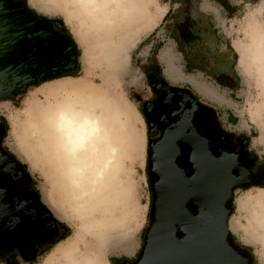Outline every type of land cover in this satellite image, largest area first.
Wrapping results in <instances>:
<instances>
[{
    "label": "rangeland",
    "instance_id": "rangeland-1",
    "mask_svg": "<svg viewBox=\"0 0 264 264\" xmlns=\"http://www.w3.org/2000/svg\"><path fill=\"white\" fill-rule=\"evenodd\" d=\"M89 1L83 5L79 0H27L40 18L60 20L58 28L66 26L78 47L79 67L75 76L31 87L15 101L0 102V119L7 123L6 146L27 166L45 204L71 231L35 264H113L116 257H130L140 250L152 210L147 127L141 110L148 95L144 66L157 47L161 46L157 52L165 72L219 109L226 129L238 134L252 131L251 148L264 158V0ZM206 3L213 7L210 19L224 45L229 44L226 41L234 48L239 45L235 49L236 81L231 88L218 75L222 62L218 49L203 62L198 59L205 45L186 46L187 40L204 33L210 48H215L206 17L205 31L192 28L202 18L200 12L208 14L202 9ZM221 3L235 6L234 13L226 16ZM175 28L185 41L174 35ZM192 52L198 59L185 71L186 53L191 56ZM199 86L222 94L226 103L205 98ZM72 109L100 117L105 138L99 155L89 158L91 165L80 176V183L68 173L54 130L56 116ZM228 114L231 125L225 121ZM93 165L105 169L104 178L95 176L98 171ZM259 198L264 202V188L234 192L229 220L231 234L252 251L254 264H264V243L244 232L252 212L260 209L254 204L241 207L240 201ZM232 221L238 223L237 231Z\"/></svg>",
    "mask_w": 264,
    "mask_h": 264
},
{
    "label": "water",
    "instance_id": "water-1",
    "mask_svg": "<svg viewBox=\"0 0 264 264\" xmlns=\"http://www.w3.org/2000/svg\"><path fill=\"white\" fill-rule=\"evenodd\" d=\"M77 68L78 47L71 36L56 32L25 2L0 0V102L43 82L72 77ZM188 146L192 176L186 178L174 165L153 187L139 264H248L233 248L229 225L234 192L247 184L233 175L231 161L211 157L205 140L194 138Z\"/></svg>",
    "mask_w": 264,
    "mask_h": 264
},
{
    "label": "flooded vegetation",
    "instance_id": "flooded-vegetation-1",
    "mask_svg": "<svg viewBox=\"0 0 264 264\" xmlns=\"http://www.w3.org/2000/svg\"><path fill=\"white\" fill-rule=\"evenodd\" d=\"M176 30L174 35L184 40ZM49 57L55 59L56 55L50 53ZM144 72L148 95L141 110L147 127V180L152 204L153 187L164 171L176 165L186 178L192 176L188 143L194 138L206 141L215 160L228 159L234 164L233 175L244 177L247 184V188L237 190L264 188V158L251 148V135L226 129L216 108L203 102L191 86L165 72L156 49L149 54ZM6 133L7 123L0 119V264H35L71 231L45 204L27 166L6 146ZM189 208L195 213L192 206ZM233 241L237 254L254 264L252 251L235 237ZM144 244L145 238L136 254L116 257L113 264H139Z\"/></svg>",
    "mask_w": 264,
    "mask_h": 264
},
{
    "label": "bare ground",
    "instance_id": "bare-ground-1",
    "mask_svg": "<svg viewBox=\"0 0 264 264\" xmlns=\"http://www.w3.org/2000/svg\"><path fill=\"white\" fill-rule=\"evenodd\" d=\"M79 1H83V5H84V4H87V1L89 0H79ZM89 2L90 4H94L91 1ZM198 89L205 98L219 102L220 104L226 103L225 96L218 93L217 91L213 92L211 89L203 88L200 86ZM71 111L72 112L70 111L60 112L56 116V121L54 123V130L56 134V142L58 144V151L61 155V158L65 160V163L68 166L67 168L68 173L70 177L71 176L73 177L72 179L75 180L76 183H80V176L84 174L85 168L89 166L90 163L88 162H89V158H91V155H95V156L99 155V151H100L99 145L105 139L104 134H103L104 129L102 127L101 121L99 120L100 117L96 118L94 115L91 114L92 112L89 113L88 111L81 110V109H72ZM105 132H108V131H105ZM93 166H95V170L98 171V172L95 171V173L97 172V174L94 173L95 176L103 177L106 171L105 172H102V171H104L105 169L103 168L104 169L103 170L101 169L102 167L100 168L96 165H93ZM243 179L244 177L241 176V181ZM247 204L257 205L260 210L252 212L253 218L250 221L249 226L246 227L245 229V232H244L245 236H247L248 238L252 237L256 240L261 239V241H263L264 243V202H263V199L259 198L256 202H253L252 200H248V199H246L245 201H242V200L240 201L241 207H244ZM237 224H238L237 222L232 221L231 226L237 230Z\"/></svg>",
    "mask_w": 264,
    "mask_h": 264
},
{
    "label": "crops",
    "instance_id": "crops-1",
    "mask_svg": "<svg viewBox=\"0 0 264 264\" xmlns=\"http://www.w3.org/2000/svg\"><path fill=\"white\" fill-rule=\"evenodd\" d=\"M221 4H222V8L225 10L224 12H225L226 16H231L234 13L235 6L230 8V6L227 7L225 4H223V3H221ZM202 9H205V11H208V14H203V13L200 12L202 18H199L196 21H198L199 23L201 22V25L197 26V30H198V32L201 31V29H202V31H205V25H204L203 18L206 17L208 19V23H209L208 27L211 29V34L216 39V45H215L214 49H211L208 41L206 40V35H203L204 33L202 34V36L201 35L200 36H196L194 39L187 40L186 41V43H187L186 46H191L192 47L193 45H195V42H197V44L205 45L204 49H206V50H205V52H203V55H202L201 59L197 58V55H198L197 53L194 54V52H192L191 56H190V54L186 53L185 66L188 69L185 68V71L189 70V68H192V66L189 67V64H191V62H194V61L196 62V59H198V61L201 60L203 62L207 61L211 56L215 55V53H216L215 51H216V49H218L217 53L220 55L219 57L221 58L223 63L221 62V63L218 64L217 72H218V75L221 76L222 80H226L225 81L226 84L224 86H228V88H231L229 86L234 85L235 81H236V72H235V67H236L235 66V61H236V59L235 58H236V56H238V53L236 52L235 49L239 48V45L235 44V48H234L233 44L231 42H227V41H226V43H229V44H225L224 45L223 40H222V38L220 36V32L217 31L216 26L213 25L214 24L213 20L210 19L211 16H212L211 11L212 12L214 11L213 7L211 5H209V3H206L205 4V8L203 7ZM189 33H191V32L189 31ZM207 37H208V35H207ZM228 47L230 48L229 50H228ZM229 53H231V55ZM159 58H160V55H159ZM218 111H219L220 119H221V121L223 123L222 118H224V116L221 118V114L222 113L220 112L219 109H218ZM225 121H227V123L229 125L232 124L230 122L231 118H230L229 114H228L227 119ZM243 134L252 135V131H248V133H243ZM233 230L237 231L234 228H233Z\"/></svg>",
    "mask_w": 264,
    "mask_h": 264
},
{
    "label": "trees",
    "instance_id": "trees-1",
    "mask_svg": "<svg viewBox=\"0 0 264 264\" xmlns=\"http://www.w3.org/2000/svg\"><path fill=\"white\" fill-rule=\"evenodd\" d=\"M20 1H23V2H25L27 5H28V3H27V0H20ZM34 14H36L33 10H31ZM37 15V14H36ZM38 16V15H37ZM39 18H40V16H38ZM40 19H43V18H40ZM46 20V19H45ZM49 22H51L52 24H53V26L54 27H56L57 28V30L59 31V32H61V33H63V34H67V35H69L70 36V34H69V32H68V30H67V28H66V26H62V27H60V28H58L57 26L60 24V23H62L60 20H48ZM198 25H201V22L199 23L198 21H196L193 25H192V28H195V27H197ZM173 32H174V30H173ZM161 47V46H160ZM160 47H157L156 48V51H158L159 49H160ZM79 56V55H78ZM189 67H191V64H189ZM190 69H192V68H190ZM75 76V75H74ZM44 83H46V82H43V83H41V84H39L38 86H34V87H40L42 84H44ZM26 95V93L25 94H21V95H19V96H17L13 101H15V100H17V99H19L20 97H22V96H25ZM150 217H151V214H150ZM150 225V224H149ZM149 228V227H148ZM148 230V229H147Z\"/></svg>",
    "mask_w": 264,
    "mask_h": 264
}]
</instances>
